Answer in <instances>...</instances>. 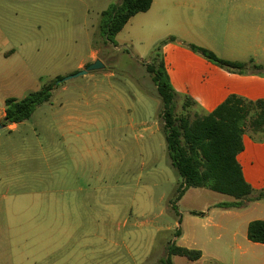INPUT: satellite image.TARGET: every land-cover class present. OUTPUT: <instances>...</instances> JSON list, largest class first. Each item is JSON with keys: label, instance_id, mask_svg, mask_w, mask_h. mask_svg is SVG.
I'll use <instances>...</instances> for the list:
<instances>
[{"label": "rangeland", "instance_id": "rangeland-1", "mask_svg": "<svg viewBox=\"0 0 264 264\" xmlns=\"http://www.w3.org/2000/svg\"><path fill=\"white\" fill-rule=\"evenodd\" d=\"M121 3L0 0V124L7 99L54 87L29 120L0 129V264H157L179 245L182 215L233 200L205 188L176 200L183 179L147 65L166 60L178 116L211 113L210 91L264 95L252 21L264 0H154L107 42L103 12ZM192 44L246 68L220 67ZM97 60L105 68L65 80ZM245 135L254 200L264 190V133L247 126Z\"/></svg>", "mask_w": 264, "mask_h": 264}, {"label": "trees", "instance_id": "trees-1", "mask_svg": "<svg viewBox=\"0 0 264 264\" xmlns=\"http://www.w3.org/2000/svg\"><path fill=\"white\" fill-rule=\"evenodd\" d=\"M154 0H122L121 4L110 5L103 12L102 31L107 42L115 43L130 20L140 13H147ZM194 52L201 53L208 61L220 67L243 72L245 65L220 59L213 52L197 45H190ZM255 70H264L263 66H254ZM147 71L157 86V91L164 105V122L168 156L172 167L183 179L179 195L190 188H205L227 195L236 201L220 203L215 207L224 209L243 208L245 200L254 193L246 181L238 156L244 151L246 127L253 133H264V99L247 100L235 95L207 115H196L194 119L176 114V93L167 71L164 57L156 55L147 65ZM62 79V78H61ZM54 87L46 86L32 92L23 99L9 98L5 101L3 127L21 124L29 120L38 107L51 101ZM195 102L187 99L188 106ZM185 188V189H182ZM264 198V190L254 200ZM203 214V213H195ZM181 233L178 231L176 237ZM251 242L264 245V221H253L248 229ZM181 256L190 261L202 258V252L170 244L167 256L159 264H173L172 257Z\"/></svg>", "mask_w": 264, "mask_h": 264}, {"label": "crops", "instance_id": "crops-1", "mask_svg": "<svg viewBox=\"0 0 264 264\" xmlns=\"http://www.w3.org/2000/svg\"><path fill=\"white\" fill-rule=\"evenodd\" d=\"M249 9H251V7H249ZM254 9L255 12H257L256 14H260L263 16V17L255 16L252 18L253 23L257 24L255 36L256 38H258L255 41V44L258 46V50L255 53L256 55L255 58H257L259 64H256L255 66L264 67V61H261L264 60V4L259 5ZM235 31H237L236 28L232 30V34H236L237 32ZM262 45L263 48H260V46ZM231 62H238V61H231ZM81 67L82 65H80V68ZM166 67L171 78V74L170 71L168 70L167 63H166ZM255 71H259V70H255ZM260 71H264V70H260ZM232 95L245 98L251 101L264 99V95H261L259 92L257 94V92H254L252 90L241 89V90H229L224 93L223 92L219 93L218 90L214 92L211 91L206 92L203 95V101L207 104L206 106L209 110L213 109L214 111ZM244 137L247 138L249 142H252L251 140L252 137H248L246 135H244ZM243 140H244L245 149L238 156V161L242 166L246 181L253 188V182L251 181V179L254 178L255 174L253 169L251 168L252 163L246 154L247 148H246L245 139L243 138ZM232 199L233 200L230 202H223V203H231L236 201L234 198ZM262 200L249 201L248 203H247L248 200H245L244 202L246 206L243 208H233V209L221 208L224 210L211 211L207 213L190 211L187 215H182L181 229L179 230L181 235L177 237V241H176L179 243L178 246L190 250H198L202 252V258L198 261H190L191 264H208V263L210 264L211 261H218L220 264H264V245L251 242L248 238V229L250 224L253 221H257V220L264 221V218L259 217L264 214V211H260L258 208V205ZM254 211L257 212L258 216L257 214H254ZM195 213H203V214L201 215ZM177 227H178V223H175V225L172 226V230L177 229ZM166 256H167V252H165L160 257V260L165 258ZM182 258L183 257L181 256H173L172 257L173 264L176 261H182ZM160 260L157 261V264L160 263Z\"/></svg>", "mask_w": 264, "mask_h": 264}, {"label": "water", "instance_id": "water-1", "mask_svg": "<svg viewBox=\"0 0 264 264\" xmlns=\"http://www.w3.org/2000/svg\"><path fill=\"white\" fill-rule=\"evenodd\" d=\"M103 68H105L104 63L102 61H100V60H97L93 64H90L85 70H82L78 74H76L74 76H71L69 78H66L65 80H68V79H71V78H76V77L83 76V75H87L90 72L98 71V70L103 69ZM1 128H3V125L0 124V129Z\"/></svg>", "mask_w": 264, "mask_h": 264}]
</instances>
